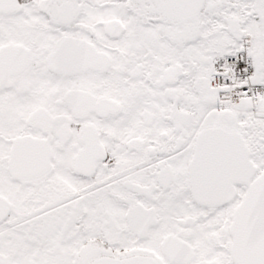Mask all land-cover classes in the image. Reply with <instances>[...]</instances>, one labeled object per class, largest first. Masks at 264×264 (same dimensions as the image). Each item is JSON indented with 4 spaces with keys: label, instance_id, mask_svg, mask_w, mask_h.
<instances>
[{
    "label": "snow or ice",
    "instance_id": "1",
    "mask_svg": "<svg viewBox=\"0 0 264 264\" xmlns=\"http://www.w3.org/2000/svg\"><path fill=\"white\" fill-rule=\"evenodd\" d=\"M0 264H264V0H0Z\"/></svg>",
    "mask_w": 264,
    "mask_h": 264
}]
</instances>
